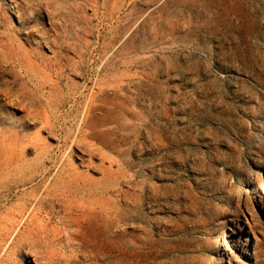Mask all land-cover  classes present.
<instances>
[{
  "label": "rangeland",
  "instance_id": "1",
  "mask_svg": "<svg viewBox=\"0 0 264 264\" xmlns=\"http://www.w3.org/2000/svg\"><path fill=\"white\" fill-rule=\"evenodd\" d=\"M58 2L0 0V264H264V0Z\"/></svg>",
  "mask_w": 264,
  "mask_h": 264
},
{
  "label": "clouds",
  "instance_id": "2",
  "mask_svg": "<svg viewBox=\"0 0 264 264\" xmlns=\"http://www.w3.org/2000/svg\"><path fill=\"white\" fill-rule=\"evenodd\" d=\"M45 2L51 4L54 2V0H45ZM55 2H56V6L51 12L52 15L59 16L61 15V13H64L67 11V9L63 6L62 3H59L58 0H55ZM30 15H32V13H30ZM41 27H42L41 25L35 24L32 26L31 31L36 33L37 35H42L40 31Z\"/></svg>",
  "mask_w": 264,
  "mask_h": 264
},
{
  "label": "bare ground",
  "instance_id": "3",
  "mask_svg": "<svg viewBox=\"0 0 264 264\" xmlns=\"http://www.w3.org/2000/svg\"><path fill=\"white\" fill-rule=\"evenodd\" d=\"M182 133V132H181ZM183 134V133H182ZM174 135V134H173ZM193 135V134H192ZM168 136V135H167ZM189 138V137H188ZM194 138V137H193ZM145 151L146 152H148V154H150V153H153V151H154V148L153 147H151V149H145ZM160 151V150H159ZM158 151V152H159ZM151 158V157H150ZM149 159V158H148ZM150 161H151V159H150ZM154 162V161H153ZM233 233H234V231H233ZM22 246V245H21ZM21 249V248H20ZM24 249V248H23ZM21 251V250H20ZM32 251V250H31ZM33 252V251H32ZM35 256H36V254H35ZM40 259V258H39ZM10 261V260H9ZM11 262V261H10ZM37 263H39V261L37 262ZM16 264H18V263H16Z\"/></svg>",
  "mask_w": 264,
  "mask_h": 264
}]
</instances>
